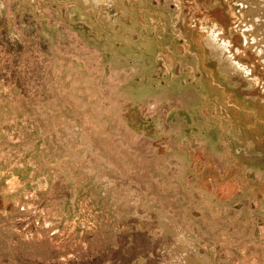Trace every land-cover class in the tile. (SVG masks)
Listing matches in <instances>:
<instances>
[{"label":"rangeland","instance_id":"1","mask_svg":"<svg viewBox=\"0 0 264 264\" xmlns=\"http://www.w3.org/2000/svg\"><path fill=\"white\" fill-rule=\"evenodd\" d=\"M0 264H264V0H0Z\"/></svg>","mask_w":264,"mask_h":264}]
</instances>
